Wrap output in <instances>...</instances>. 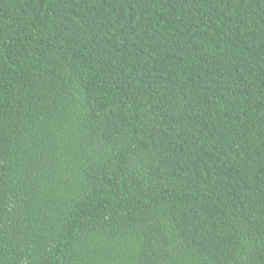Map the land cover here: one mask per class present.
I'll return each mask as SVG.
<instances>
[{
    "label": "trees",
    "instance_id": "16d2710c",
    "mask_svg": "<svg viewBox=\"0 0 264 264\" xmlns=\"http://www.w3.org/2000/svg\"><path fill=\"white\" fill-rule=\"evenodd\" d=\"M0 264H264V0H0Z\"/></svg>",
    "mask_w": 264,
    "mask_h": 264
}]
</instances>
